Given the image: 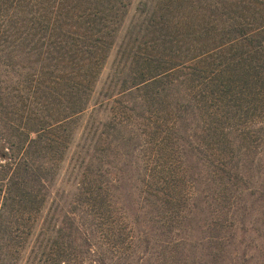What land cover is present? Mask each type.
I'll list each match as a JSON object with an SVG mask.
<instances>
[{"label": "trees", "instance_id": "1", "mask_svg": "<svg viewBox=\"0 0 264 264\" xmlns=\"http://www.w3.org/2000/svg\"><path fill=\"white\" fill-rule=\"evenodd\" d=\"M0 264H264V0H0Z\"/></svg>", "mask_w": 264, "mask_h": 264}]
</instances>
